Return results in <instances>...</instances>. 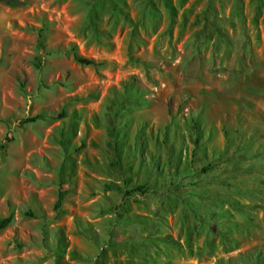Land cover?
<instances>
[{
    "label": "rangeland",
    "instance_id": "rangeland-1",
    "mask_svg": "<svg viewBox=\"0 0 264 264\" xmlns=\"http://www.w3.org/2000/svg\"><path fill=\"white\" fill-rule=\"evenodd\" d=\"M18 1L0 264H264V0Z\"/></svg>",
    "mask_w": 264,
    "mask_h": 264
},
{
    "label": "trees",
    "instance_id": "trees-1",
    "mask_svg": "<svg viewBox=\"0 0 264 264\" xmlns=\"http://www.w3.org/2000/svg\"><path fill=\"white\" fill-rule=\"evenodd\" d=\"M0 2L2 4L7 5V6H17V5L21 4L18 0H0ZM42 40H43V36H42L41 32L38 31L37 32V45L40 48V50H44V46L42 45ZM70 52H71V57H72L73 62H75L79 66L90 67L93 69H98V68H102V67L106 66V63L103 61H95L93 59L84 58L82 56L77 55L73 50H70ZM35 66L37 68H40V64H38V63ZM126 92L128 94L130 91H126ZM134 93L136 94V97L134 98V102L140 100V98H139L140 94L138 93V91L134 90ZM37 118H38V116L30 118L27 120V122H33ZM162 140H163L162 143H165V139L162 138ZM9 141H10V139H5V142H9ZM1 147L2 146H0V148ZM81 147H83V146L81 145ZM151 166H153V164H151ZM153 169H154V171H158L156 166H154ZM60 174H62V172ZM105 188H107L109 190V189H113L114 187L112 185H107ZM149 189H150V187L145 183L137 185L136 187H134V190L140 194L145 193ZM131 190H133V189H131ZM64 194H65L64 191L58 192L57 201L54 205V211L56 214L60 213V206H61V203L63 201ZM124 194L129 195L130 191H125ZM25 215L28 216L29 213H26ZM10 222H11V216L10 215L5 217V218H1L0 219V230H3L5 227H7ZM98 257L100 258V256H98ZM55 264H58V262H55ZM94 264H99V261L98 260L95 261Z\"/></svg>",
    "mask_w": 264,
    "mask_h": 264
}]
</instances>
